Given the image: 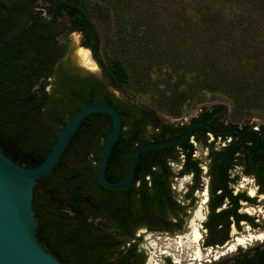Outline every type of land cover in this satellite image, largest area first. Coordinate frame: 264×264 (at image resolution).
Segmentation results:
<instances>
[{"label":"trees","instance_id":"1","mask_svg":"<svg viewBox=\"0 0 264 264\" xmlns=\"http://www.w3.org/2000/svg\"><path fill=\"white\" fill-rule=\"evenodd\" d=\"M37 2L45 4L42 9H37ZM152 4L150 0H0V9L12 20L6 30L0 17V147L6 157L26 167L38 166L74 113L89 103H109L123 121L106 169V178L116 182L124 177L138 146L187 131L189 126L167 121L155 109L178 118L186 104L211 93L228 99L240 121L253 111L264 113V0H176L168 11L181 21L169 22L163 38L157 35ZM186 10L191 17H185ZM94 16L115 27L108 35L105 64L96 57L99 37ZM60 18L65 23L56 21ZM72 33L82 36L81 46L92 52L113 86L147 98L154 109L118 103L102 84L77 69L69 51ZM61 35L67 37L63 44L58 42ZM157 56L166 62L161 66L168 69L166 77L176 78L175 84L166 83L162 89L151 81ZM62 66L72 75L61 82V99L53 100L58 93L54 77ZM199 116L217 129L238 125L227 123L224 105L204 109ZM111 125L105 114L88 116L53 169L56 177H42L34 187L36 236L65 264H145L147 257L139 247L142 239L136 236L139 229L169 234L183 230L184 220L176 222L172 215L185 207L176 202L167 184L171 175L167 158L177 154V147L185 155L183 172L194 173L192 189H199L201 169L193 158L195 146L188 140L140 154L129 190L102 188L96 167ZM197 130L203 132L196 134L198 146L208 148L211 159L215 156L208 174L215 179L214 192L222 190L217 206L230 198L225 192L226 172L234 166L255 178L259 192H264V121L258 125V136L234 153L233 144L215 151L214 144L207 143L208 131ZM238 198L255 203L242 195ZM230 201L233 206L219 213L210 209L203 248L228 242L232 224L237 230L241 221L259 227L253 217L239 215L238 206ZM165 264L172 263L166 259ZM205 264H264V243L238 248Z\"/></svg>","mask_w":264,"mask_h":264},{"label":"rangeland","instance_id":"2","mask_svg":"<svg viewBox=\"0 0 264 264\" xmlns=\"http://www.w3.org/2000/svg\"><path fill=\"white\" fill-rule=\"evenodd\" d=\"M176 0H150L152 5L155 7L152 10L154 11V14L158 18L157 24V35L160 38L165 37L168 34V29L170 28L169 22L171 21H181L180 19H177L175 17V13L172 11H168L169 6L171 3H175ZM45 5L42 2H37L36 6L37 9H42V6ZM185 17H191L192 13L191 11L185 12ZM59 24L65 23L64 19L60 18L56 20ZM93 23L96 25V29L98 32V48L96 52V57L105 64L106 59V50H107V40L108 35L110 33H114L113 29L115 27L111 26V23L107 22L106 20L102 19V17L94 16L93 17ZM59 28L63 29V26L59 25ZM70 39V57L74 63V65L80 69L83 70V72H87L89 76L93 77L98 83L102 84L111 94L114 96L115 100L122 104L127 105L129 104H135L140 105L144 107H148L150 109H154L153 107H149L147 103V98L138 96L135 94L133 96L128 91H123L118 89L117 87L113 86L112 83L109 81L107 76L105 75L103 69L99 66L96 59L94 58L92 52L81 46V40L82 36L78 33H72L68 36ZM66 41V37L61 35L58 38V42L60 44H63ZM81 50H84L88 52V57L93 63V67H86L84 63L81 62L80 58V52ZM165 60L161 58L160 56H157L154 64V68L152 70L151 74V81L154 85H158L160 89L165 87V84H175V76H172L170 79L167 76L168 70L166 67L163 69L165 64ZM67 67L62 66L55 74L54 81L56 82V88H57V95H54L53 100H59L61 98L62 89H61V82L63 83L65 75L69 78L70 74L67 72ZM166 71V72H165ZM82 74V72H81ZM85 74V73H84ZM72 75V74H71ZM149 78V77H148ZM150 79V78H149ZM215 105H224L227 108V123L232 124H248L249 126H258L263 123L264 121V113L259 111H253L249 115H244L241 117V121L232 114V106L230 104V101L223 97L222 95L218 94H211V93H205L201 96H199L196 100L189 102L186 104L182 110L181 116L178 118H173L168 116L165 113L159 112L155 109L157 114L164 118L167 121H170L172 123H188L191 119L196 118L199 116L200 113L204 111V109H209L212 106ZM217 147H221L220 145H217ZM196 152L197 157L202 159L204 161L205 158V150L201 149V147L196 146ZM205 165V161L203 163ZM240 169H236L233 173L239 177L238 184L234 186L235 191H246L247 194L250 193V195H254L253 197H256V203L257 205L252 207L248 205H242L241 213H248L249 216L253 217L255 220V223L259 225V227L253 228L249 225H242L240 230L232 229L230 232L229 240L226 242L223 246L212 249V248H203L202 243H204V240L200 238V241L198 242L197 246L200 252V257H197V247L194 244H189L188 246L184 244V246H181L180 244V238L179 236L185 235L189 233L190 227L188 226L185 228L184 233L182 235L177 236H169L162 233H150L146 232L145 230L137 231L136 236H141V243L140 248L145 252V255L147 257L145 264H165V260L169 259L172 264H205L209 263L213 260H217L221 257H224L226 255H231L232 253L236 252L238 248L242 249H248L250 247H254L256 245L264 243V194L257 195V188L255 186V183L252 179L245 177L241 175ZM186 182H188V178H184L183 180H179L175 182L174 187L176 191H181L183 188L186 187ZM205 188V187H204ZM198 195V194H197ZM197 203L195 205V208L190 211V217L189 221L192 219L193 214L198 208H203L201 213L203 216H205V205L202 206V203L200 205V199L201 197L197 196ZM204 222V220H203ZM201 224L202 222H196V225H198V232L202 236V230H201ZM258 236L257 239H250L248 236ZM241 237H248L247 240H244L243 242L239 243V245L234 246L236 243V240Z\"/></svg>","mask_w":264,"mask_h":264},{"label":"water","instance_id":"3","mask_svg":"<svg viewBox=\"0 0 264 264\" xmlns=\"http://www.w3.org/2000/svg\"><path fill=\"white\" fill-rule=\"evenodd\" d=\"M93 114H105L112 123L96 167L97 182L102 188L111 191L130 189L139 156L144 151L180 144L190 138L197 127H204L217 135L238 134L240 140L237 144L253 137L244 135L237 128L216 130L204 120L198 121L180 137L138 146L130 157L124 177L111 182L106 178V169L113 147L120 139L122 117L119 110L109 103H89L72 115L47 157L36 167L14 163L4 155L0 147V264H65L54 257L36 236L38 218L33 209L34 187L42 177H56L53 169L59 163L72 136L80 124ZM60 179L65 181L64 178Z\"/></svg>","mask_w":264,"mask_h":264},{"label":"flooded vegetation","instance_id":"4","mask_svg":"<svg viewBox=\"0 0 264 264\" xmlns=\"http://www.w3.org/2000/svg\"><path fill=\"white\" fill-rule=\"evenodd\" d=\"M8 15H9L8 11L0 9V17H2L3 24L5 26H7L6 30L9 29L8 28L9 27V23L12 22V20L9 19ZM10 18H11V16H10ZM7 19H8V21H7ZM2 33L5 34L4 31ZM66 39H67V37H66ZM48 90H49V88H48ZM202 120L205 121L204 118L198 116V117H196V121H192V119H191L186 124H183V123H180V124L182 126L183 125L189 126L188 127V129H189L190 126H192L194 123H196L198 121H202ZM210 126H212V125H210ZM247 126L248 127L244 128L243 125H231L229 127L223 128V129H217L216 127H213V126L212 127L214 129H216V130H222V131L230 129V128H237L244 135L253 136L250 139H255L258 136V133H256V131L258 130V126L251 127V128H250V126L248 124H247ZM197 128H199V127H197ZM197 128L192 132L191 137L186 139V140H188V143H191V144H193L195 146V151H194V154H193V158L199 161V166H200V169H201V175H200V178H199V180H200L199 181V189H194V190L192 189L194 187V185H195V179H196L194 173L190 172V171L183 172L184 170H186V168L184 167V164L186 162L185 155H184L183 149L181 147H177L176 150H175V151H177V154H172V155H170L167 158V161H168L167 162V166L169 167V170H170V173H171V175L168 176V183L167 184L169 185V188L172 191V194H174L176 196V202L180 206L185 207L184 212L180 211V212H177V215L176 214L172 215L173 218L176 219V220H174L176 222H179L180 220H184V225H183V230L181 232H177L175 234H169L167 232H163L162 234H166V235H169V236L182 235L184 233L185 228L187 226L189 228L191 226L192 220L194 219L195 223L197 221L198 222L199 221L202 222L200 227H201V230H202L203 238L201 236V239H204V236H206V233H207L206 229L204 228V223L207 221V217H208V215L210 213V209L214 208V213H219L221 210L228 209L229 207L233 206V204L230 201V199H232L234 201L235 205L238 206L237 207V213L239 215H247V216H249L248 213H241L240 210L242 208V205H248V206L254 207V206L257 205V203H256L257 200H256V197H253L255 194L251 196L250 193L247 194L246 191H240V190L235 191L234 186L238 184L239 177L236 176L233 172L236 171V169H238V168L241 170L240 171L241 175H243L245 177H248V178H250V179H252L254 181L255 186L257 188L256 194L258 196L264 194V192H262V193L259 192V186L257 185V183L255 181V178H253L251 176H246L243 173V168L234 166L232 169L229 168L227 170V172H226L228 174L229 181L227 183V188H226L225 192L227 194L230 193V198L226 197L224 202L221 205L217 206L216 205L217 204L216 199H217V196L222 194V190H217V191L214 192V188L216 186V182H215V179L213 178V176L211 174H208L209 170H210L209 166H210V164H212V161L215 160V156H213L212 159H211L209 157V150H208V148H206V149H204L205 152H206L205 153V158H204L205 165H203L204 161L197 157L196 146H198V143L196 142V134H203V132L200 131V130H197ZM202 128H204V127H202ZM205 137L207 139V143L208 144H211V143L214 144L213 146H214V150L215 151H222L224 148H228L229 146H231V144H233V149H232L233 153H234V151L236 150V148L239 145H241V144L245 143L246 141L250 140V139H244L239 144H237L238 141L240 140V136L238 134L229 133V134H226V135H217V134L211 133L210 131L205 133ZM220 144H221V147H217V145H220ZM176 157H177V159H176ZM225 164L226 163L222 164L221 167L219 168V175L220 176H222V168L225 166ZM184 178H188V182H186V187L183 188V190H181V191H176V189L174 187L175 182H177L179 180H183ZM240 195H242V196H244L246 198L255 200V203H249V202L243 200V198H238V196H240ZM197 196L201 197L200 205H201V203H202V206L205 205V208H206L205 209V211H206L205 213L206 214L203 217V219H201V220L195 219L194 218L195 214H193L192 219L190 220V222H188L189 221V217H190V211H192L195 208V205L197 203V199H196ZM202 209L203 208L201 207V211H202ZM203 220H204V222H203ZM242 225H248V224L245 221H241L239 223V226L241 227ZM233 228L237 229L236 226L234 224H232L231 227H230L228 236H230V232H231V230ZM140 230H145L146 231V229H139L138 231H140Z\"/></svg>","mask_w":264,"mask_h":264},{"label":"bare ground","instance_id":"5","mask_svg":"<svg viewBox=\"0 0 264 264\" xmlns=\"http://www.w3.org/2000/svg\"><path fill=\"white\" fill-rule=\"evenodd\" d=\"M80 58H81V62L84 63V65L86 67H93V63L91 62V60L89 59L88 57V52L84 51V50H81L80 52ZM203 214L201 213V210L200 208H198V210H196L195 212V219H198V220H201L203 219ZM250 239H258L259 237L258 236H248ZM248 237H241V238H238L236 240V243L234 244V246L236 245H239V243L243 242L244 240H247ZM180 238V244L181 246H184V244H186L187 246L189 244H194L196 245L197 247V257H200V252H199V249H198V242L200 241V233L198 232V225H196L194 219L192 220L191 222V226H190V231L189 233L185 234V235H182V236H179Z\"/></svg>","mask_w":264,"mask_h":264}]
</instances>
